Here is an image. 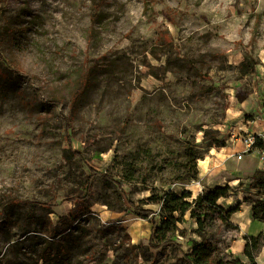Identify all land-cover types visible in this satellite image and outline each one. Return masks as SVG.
<instances>
[{"label":"rangeland","instance_id":"1","mask_svg":"<svg viewBox=\"0 0 264 264\" xmlns=\"http://www.w3.org/2000/svg\"><path fill=\"white\" fill-rule=\"evenodd\" d=\"M97 1L0 0V52L26 73L0 75V264H42L41 239L70 213L74 205L66 198L85 192L89 168L122 178L124 161L138 152V182L127 193L96 177L88 227L120 222L132 242L147 243L152 224L128 203L142 204L150 193L145 172L147 185L190 190L193 197L229 184L230 195L219 203L240 206L211 238L249 264L245 244L264 235V221L252 218L253 204L264 200V170L253 158L219 152L239 143V118L248 120L259 103L264 108V0H103L93 21ZM244 50L260 59L255 74L240 73ZM91 65L97 73L72 112L78 73ZM240 105L243 114L227 122L230 108ZM65 116L72 120L71 142L63 138ZM206 129L219 130L226 145L203 140ZM70 147L81 148L83 158ZM149 148L155 162L146 165ZM189 150L202 155L191 181L181 179ZM9 197L52 205L12 206ZM29 211L43 223H7L11 212ZM121 233L85 238L68 264L112 263ZM255 260L264 264V246Z\"/></svg>","mask_w":264,"mask_h":264},{"label":"trees","instance_id":"2","mask_svg":"<svg viewBox=\"0 0 264 264\" xmlns=\"http://www.w3.org/2000/svg\"><path fill=\"white\" fill-rule=\"evenodd\" d=\"M103 0H98L92 5V20L97 17ZM91 36V34H90ZM0 75L5 78L13 74L17 79L26 75L19 62H12L0 52ZM259 57L253 55L249 50L243 51V58L239 64L242 76L255 74L260 64ZM97 73L96 65L84 66L78 73L76 85L71 95V108L75 112L82 95L86 93L92 84V77ZM39 94V89L35 90ZM57 100H60L59 98ZM55 101V100H54ZM48 104L51 101H47ZM35 103V100L32 101ZM47 117H44L45 119ZM65 133L63 138L68 142L72 140V120L70 116H65ZM203 140L210 142L211 146H225V139L220 137L217 129H206ZM72 156L83 158L81 148H69ZM148 157L146 165L155 162L152 149L146 151ZM140 153L133 155L134 161H124L125 170L122 178L89 168L83 187L85 192L74 194L66 201L73 203V208L68 215L61 216L60 223L50 227L51 236L42 237L39 251V261L42 264H68L72 257V248L85 242V238L94 233L102 234L105 239L108 233H119V241L114 247L116 258L110 264H246L240 258L228 253L227 247L219 242L213 241L211 236L219 232L225 226H229L233 213L238 211L240 203L235 207H225L219 200L230 195L231 186L216 185L208 192L193 197L190 190L177 192L174 189H164L158 186H149L146 183L147 172L144 173V190L150 193L144 197L142 204L128 199L129 207L140 218L151 222V234L147 243L132 242L131 235L120 222L112 224L94 225L91 221L90 205L88 201L89 193L92 190L94 180L98 176L116 185L123 194L127 193L128 184H136L137 163H135ZM67 156V154H66ZM202 157L197 151L189 150L185 161L181 165L187 168L181 179L193 180L199 171L197 161ZM9 203L13 205L31 204L42 208H49L52 203L49 201L27 200L17 197H9ZM156 205L157 210L147 208L145 205ZM126 209H122L125 211ZM7 223L18 225L20 221H29L35 224L43 223V219L32 211L23 215L20 213L8 214ZM252 218L264 221V200L254 203L252 206ZM264 246V235L252 236L245 244L244 254L248 258L249 264H257L255 253ZM108 249V243L105 244ZM85 251V250H84ZM87 253V252H86ZM39 264V263H37ZM109 264V263H107Z\"/></svg>","mask_w":264,"mask_h":264},{"label":"crops","instance_id":"3","mask_svg":"<svg viewBox=\"0 0 264 264\" xmlns=\"http://www.w3.org/2000/svg\"><path fill=\"white\" fill-rule=\"evenodd\" d=\"M244 105H240V106H232V108H230L229 112H228V118H227V122L230 119L231 122H235L234 120H237L236 118L239 116H241V114H243L244 111ZM264 108L262 107V104L259 103V106H257L251 114L252 117H250L248 120L245 119H240L237 122V125L240 126L241 129L244 130H249V129H255V128H262L264 129V115L259 114L260 112H262ZM236 114V115H235ZM234 116V117H232ZM235 126L236 124H231V126ZM237 128V127H236ZM241 147H240V143H237L235 145L232 144H228L227 146L223 147V149L219 152L220 154H228L230 157H235L236 158V153L238 151H240ZM216 152H218V150H216ZM253 158V160L255 159L254 157H251L250 155H245L243 158ZM237 159V158H236ZM256 160V159H255Z\"/></svg>","mask_w":264,"mask_h":264},{"label":"built area","instance_id":"4","mask_svg":"<svg viewBox=\"0 0 264 264\" xmlns=\"http://www.w3.org/2000/svg\"><path fill=\"white\" fill-rule=\"evenodd\" d=\"M238 137L241 149L236 153V158L241 160L245 155H250L258 161L264 170V129H243Z\"/></svg>","mask_w":264,"mask_h":264},{"label":"bare ground","instance_id":"5","mask_svg":"<svg viewBox=\"0 0 264 264\" xmlns=\"http://www.w3.org/2000/svg\"><path fill=\"white\" fill-rule=\"evenodd\" d=\"M255 221V220H254ZM261 222V221H260ZM259 224V223H258ZM252 225V224H251ZM260 227V226H259ZM260 229V228H259ZM132 230V233L136 234L137 233V230L136 229H131ZM140 231V230H139ZM259 231V230H258ZM133 236V235H132ZM137 239V238H136ZM135 239V240H136Z\"/></svg>","mask_w":264,"mask_h":264}]
</instances>
